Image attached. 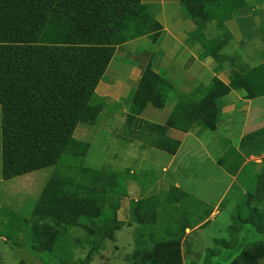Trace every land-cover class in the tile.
Segmentation results:
<instances>
[{"label": "rangeland", "instance_id": "obj_1", "mask_svg": "<svg viewBox=\"0 0 264 264\" xmlns=\"http://www.w3.org/2000/svg\"><path fill=\"white\" fill-rule=\"evenodd\" d=\"M142 2L161 31L156 42L145 36L115 49L91 101L95 122L74 132V138L88 146L82 158L62 157L53 167L4 180L0 107V264H146L149 258L163 257L168 264H235L253 249L264 254V96L248 97L256 90L253 80L264 77V0H235L241 9L230 20L207 22L201 32L180 0ZM147 68L171 90L163 109L149 106L130 127L134 94ZM257 68L263 73L253 72ZM213 79L243 87H232L222 98L215 130L169 129L167 134L180 142L201 136L216 164L232 171L236 180L217 207L213 196L225 185L216 174L209 171L203 177L190 169L195 182L178 185L173 181L177 175L162 176L168 156L154 148L139 150L138 133L131 132L142 126L139 119L164 125L176 106L193 108ZM241 100H253L249 116L241 114L240 123V114L233 110L236 115L222 121L224 108L241 107ZM245 118L249 126L242 135L238 125ZM128 172L129 179L117 178L115 187L95 182L91 191L86 189L97 173ZM150 173L157 182L148 179ZM172 188H185L195 198L181 201V194L172 196ZM204 192L211 197L203 199ZM46 195L87 199L90 206L76 217L74 227H60L53 239H44L42 231L33 233V225L25 220L31 221L40 201H48ZM151 211L157 216H147ZM183 230L189 236L182 242ZM258 264H264V257Z\"/></svg>", "mask_w": 264, "mask_h": 264}, {"label": "trees", "instance_id": "obj_2", "mask_svg": "<svg viewBox=\"0 0 264 264\" xmlns=\"http://www.w3.org/2000/svg\"><path fill=\"white\" fill-rule=\"evenodd\" d=\"M180 3L200 32L207 22L221 24L230 20L239 8L235 0ZM160 31L159 23L150 17L142 0H0L2 178L11 180L53 167L62 157L82 158L88 146L75 139L74 132L80 125L95 122L91 101L115 49L145 36L156 42ZM253 72L263 70L257 68ZM253 83L255 93L248 97H263L264 77L261 75ZM232 87L243 89L213 79L205 88L204 98L193 108L178 105L164 125L143 121L140 128L133 127L131 132L138 133L135 140L143 145L175 155L180 141L170 138L168 130H215L222 98ZM170 90L168 82L147 68L134 94V114L128 119V126L149 106L163 109ZM227 172L232 173L229 169ZM128 177L129 172L108 176L97 173L86 189L91 191L95 182L115 187L117 178L124 181ZM171 192L172 196L185 195L177 188ZM45 198L48 201L39 200L31 221L25 220L33 225V233L42 231L44 239H53L60 227H74L76 217L90 206L87 199ZM166 236L173 235L168 232ZM174 247L178 255L179 243ZM263 257L260 249H253L235 264H258ZM159 263L168 264V258L146 261Z\"/></svg>", "mask_w": 264, "mask_h": 264}, {"label": "crops", "instance_id": "obj_3", "mask_svg": "<svg viewBox=\"0 0 264 264\" xmlns=\"http://www.w3.org/2000/svg\"><path fill=\"white\" fill-rule=\"evenodd\" d=\"M240 9L241 8H238L235 13H237V11ZM240 103L243 104L241 107L232 108V109L230 108L229 110L224 108V112L222 113V121L225 118L227 119V117H230L232 115H236V113L232 112L233 110H236L237 114H240V115H237V118H236V119H238V121L240 123L243 120V116L241 114H244V112H247L245 114H247V117H248L250 110L252 108V105H253V100H241ZM244 104H246V105H244ZM233 119L234 118H232V120ZM139 121L143 122L141 119H139ZM230 122L233 123L234 121H230ZM240 123L238 126L241 128L240 130H241V133L243 135L245 133L247 127L249 126L248 125V118H245V121L242 125ZM160 126H162V125H160ZM219 126H218V130L220 129ZM200 137L201 136H199V137H196V136H189L188 137L187 136L186 140L182 139L180 142V146L178 148V151L176 152L175 155H169L167 153L162 152L168 156L166 164L162 166V173H163L162 176L164 178L168 179V178H171V177L177 175V177H175V179L173 181H175V183H177L178 185L180 183L185 184L187 187L190 183H194L196 180L195 178L193 179L195 174H193V175L190 174V169H192V170L194 169L193 171H198L199 173H201V175L203 177H207V175L210 174L209 171H211V173L217 175L218 182L222 181L225 185L222 190L218 191L213 196L215 198L214 199L215 200L214 207H217L218 205L221 204L223 198L226 196L228 188L232 187L231 183H233L236 179L233 178V176H231L228 172H226L225 170H223L220 166H218L216 164L215 159L213 158V156L211 154L212 150L207 146V144H203L201 142ZM142 145L143 144L141 143L139 150H141L143 152L147 148H151L148 146H145V148H143ZM260 149H261V147L258 148L257 151H259ZM254 150L256 151V149H253V152H254ZM143 172H146V171H143ZM147 176L149 177L148 179H151V180L155 179V181H156V179H157V177H154V175H152L151 173L148 174ZM171 181H172V179H171ZM178 187H181V186H178ZM185 188H179L182 190L183 193H185V195L181 197V201L186 200L189 197L195 198V196L191 195L189 193V191ZM201 196L203 199H209L211 197V195L205 194V192L203 194H201ZM151 212H150L151 215H147V216H157V215H154L153 211H151ZM204 224H202L200 226H203ZM187 230L188 229L186 228L185 231H187ZM196 231H197V229L196 230L194 229L192 233H195ZM144 234H143V236H144L143 241H145V239L147 238V237H145L146 235H144ZM149 235L150 234H147V236H149ZM188 236H189V234H185L182 238V242L185 241ZM143 241H141V243ZM142 247L145 248L144 242L142 244Z\"/></svg>", "mask_w": 264, "mask_h": 264}]
</instances>
